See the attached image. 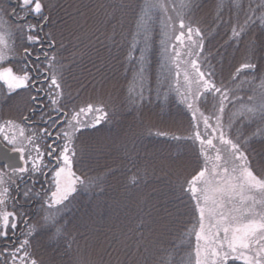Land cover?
I'll return each mask as SVG.
<instances>
[{
    "label": "snow or ice",
    "instance_id": "6c2138e0",
    "mask_svg": "<svg viewBox=\"0 0 264 264\" xmlns=\"http://www.w3.org/2000/svg\"><path fill=\"white\" fill-rule=\"evenodd\" d=\"M17 4L19 14L16 8L12 9V14L17 15L19 22L14 32L19 48H8L0 36V82L7 90L6 95H21L19 90H25L16 106L19 123L6 120L0 125V139L3 141L0 150L4 152V158L0 160V264H57L37 254L38 242L43 247L48 242L66 241L70 235L62 217H53L50 210L56 208L57 213H62L67 209L75 199L78 185L89 189L103 183L100 176L76 175L74 162L90 154L126 150V146L122 144L121 149H117L115 143L110 145L86 131L97 129L106 120H115L117 110L114 105L101 100L99 106L91 103L86 107L77 106L72 103L71 92H66L65 68L55 54V36L45 31V26L51 23L53 9L64 5L45 4L43 0H17ZM193 6L199 7L194 3L186 5ZM68 7L76 8V13L70 15L84 34L82 43L86 40L85 49L81 50L84 55L90 54L88 45L93 39L107 47L110 38L107 28L99 25H112L114 33L126 42L131 41L129 62L136 65L137 77L131 81L126 79L127 95L122 107L138 116L140 128L146 127V111L152 102L149 78L157 52L153 32L156 24H160L161 56L155 63L163 67L170 62L175 68L177 81L183 75L184 83L189 86L181 95L191 115V135L172 138L191 141L197 160L202 158L204 162L183 187L198 213V228L194 231V264H229V261L264 264V126H257L251 135L246 136L233 132L235 121L225 120L226 108L238 97L234 92L229 95L231 89L223 65L217 64L214 57L202 55L206 33L199 26L193 27L198 21L191 15L180 17L177 32L165 0H143V3L138 0L135 5L131 0H122L120 5L99 4L97 8L103 17L99 20L94 18L96 13L88 16L77 5L69 4ZM109 8H117L118 13H112L109 18ZM128 11L132 12L130 19L126 15ZM29 17L35 18L36 22H30ZM236 23L237 26L231 28V42L239 40L243 43L246 37L247 43L244 44L243 62L229 74L230 80L235 81L242 73L251 76L248 84L254 93L259 90L261 97L258 106L246 107L238 119L255 123L258 116L264 125V0H258L255 8L249 4L243 21ZM253 25L261 29L259 39L252 35ZM125 27L127 36L123 35ZM111 39L115 44L116 37ZM137 51L138 56L132 57ZM96 52L98 62L93 61L96 74H89L93 79L99 78L103 85L108 78L110 61L100 55L99 48ZM17 56L16 71L12 66H2ZM257 79L259 85H255ZM254 99L255 96L249 97V100ZM89 115L91 120L87 119ZM37 116L39 121L35 130L26 136L23 125ZM7 128L18 129L19 135L6 134ZM167 134L162 130L156 133L158 136ZM257 142L262 148L257 154L258 160L253 155ZM50 174L52 179L48 189L44 190L40 184L41 191H36L40 178L47 181ZM17 197L23 202L19 207ZM32 201L39 205V211L23 206ZM45 211L49 212L47 216ZM93 238L105 245L106 251L111 249L108 251L110 257L115 254L114 262L108 264H141L139 245L144 239L143 225L120 235L105 236L103 240L95 233L82 235L86 245ZM72 264L90 262L77 257ZM159 264L164 262L161 260Z\"/></svg>",
    "mask_w": 264,
    "mask_h": 264
},
{
    "label": "trees",
    "instance_id": "16d2710c",
    "mask_svg": "<svg viewBox=\"0 0 264 264\" xmlns=\"http://www.w3.org/2000/svg\"><path fill=\"white\" fill-rule=\"evenodd\" d=\"M43 2L64 5L53 9L51 23L45 26V31H50L55 36V54L57 59L64 63L66 92H71L72 103L85 107L89 103L99 106L100 101L103 100L114 105L117 110L115 120H106L97 129L90 128L86 131L92 137L101 138L110 145L115 143L117 149H121L123 144L126 150H108L104 154H90L74 162L73 171L76 175L86 173L90 177L100 176L103 183L100 187L89 189H82L78 185L75 199L67 209L62 213H57L56 208L50 210L53 217H62L70 235L67 236L66 241L48 242L43 247L38 242L37 254L57 264H72L77 257H82L90 264H108L115 259L114 253L111 257L108 255L111 249L106 251V246L97 243L94 238L86 245L82 235L87 233L92 236L95 233L103 240L105 236L120 235L143 225L144 239L139 245L142 253L139 256L141 264H159L161 260L164 264H194V231L198 228V213L195 211V204L190 199V194L183 191V187L186 186V181L203 167L204 162L202 158L197 160V153L193 150L191 141L172 138L191 135V115L186 107L185 98L181 95L189 86L184 83L183 75L177 81L175 68L170 62L165 63L163 67L155 63L161 56L160 24H156L153 32L157 52L153 58L149 78L152 102L146 111L148 117L145 120L146 127L140 128L138 116L131 113L128 108L122 107L127 95L126 79L131 81L137 77L136 65L129 62L131 41L126 42L122 36L114 33L112 25H99L107 28L110 37L107 47L93 39L92 44L88 45L91 48L90 54L84 55L81 51L85 49L86 40L82 43L85 39L84 34L79 31L70 15L76 13V8L68 7L69 4L77 5L88 16L96 13L94 18L99 20L103 18L97 8L99 4L120 5L122 0H43ZM137 2L138 0H131L133 5ZM139 2L143 3V0ZM257 2L258 0H165L169 8L168 15L175 20L177 32L180 17L191 15L193 20L198 21L193 27L199 26L206 33L205 51L202 55L214 57L217 64L223 65L224 76L228 78L227 82L231 89L229 95L234 92L238 97L234 104L228 105L224 118L226 121H235L233 132L244 133L246 136L251 135L257 126L264 125H261L258 116L255 123L246 120L241 122L238 119L239 113L246 107L258 106L261 97L259 90L254 93L248 84V81L252 80L251 76L242 73L235 81L230 80L229 74L243 62L244 44L247 43L246 37L243 43L239 40L232 43L230 37L231 28L237 26V21H243L244 11L247 10L248 5L251 4L255 8ZM190 3L199 7H186ZM12 9L7 0H0V10H3L0 11L2 17L0 36L4 38L8 48H19V40L14 34L15 26L19 22L9 18ZM108 12L111 18L112 13H118V9L109 8ZM17 15L14 19H17ZM126 15L130 19L132 12L128 11ZM77 19L82 18L77 16ZM29 21L36 22L33 17H29ZM257 25H253L252 35L259 39L261 29ZM123 35L127 36V27ZM112 36L116 37L115 44L111 39ZM96 48H99L101 56L110 61L106 73L108 78L103 85L100 84L99 78L93 79V75L96 74L93 67V61H97ZM136 56L138 51L132 53V57ZM164 59L167 61L168 58L165 56ZM18 63L19 56L2 66H12L16 71ZM259 84V79L255 80V85ZM177 88L179 92L176 91ZM5 91L7 90L3 88L0 90V119L6 121L13 118L19 122L16 107V103L19 104L17 101L19 95L17 98V94L14 93L12 97H8ZM24 92L25 90H22L21 95ZM250 96H255V99L249 100ZM188 100H191L190 96ZM12 104L14 106L10 115L12 117H9L6 112ZM87 119L91 120L92 116L89 115ZM38 121V116L30 120L35 124ZM35 124L23 125L26 136L35 130ZM161 130L168 134L156 135ZM0 141L3 143L1 139ZM41 145L43 146V142ZM261 151V145L257 142L253 153L255 159L260 158L257 154ZM109 169L112 171L110 172ZM51 179V175L47 181L43 177L40 178L44 190L48 189ZM40 184L36 186V191H41ZM41 194L43 195V192ZM17 200L19 207L23 202L19 197ZM23 206L39 211V205L35 201ZM8 207L11 208V201ZM48 214L49 212L45 211L44 215ZM229 264L234 262L229 261Z\"/></svg>",
    "mask_w": 264,
    "mask_h": 264
},
{
    "label": "rangeland",
    "instance_id": "374dc122",
    "mask_svg": "<svg viewBox=\"0 0 264 264\" xmlns=\"http://www.w3.org/2000/svg\"><path fill=\"white\" fill-rule=\"evenodd\" d=\"M16 2H17V0H16ZM11 12H12V10H11ZM14 16L15 15H13V18H14ZM15 20H17L16 18H15ZM2 24V23H1ZM0 24V25H1ZM1 28V27H0ZM4 39V38H3ZM0 85H1V87L4 89V90H6V88L4 87V86H2V82H0ZM23 90V89H22ZM22 90H19V92H21ZM6 92V91H5ZM17 105V104H16ZM13 108H14V106L13 105H10L9 106V108L7 109V112H6V115L7 116H9L10 117V115H12V113H11V110H13ZM11 109V110H10ZM4 115V114H3ZM0 118H1V114H0ZM19 121V120H18ZM17 123H19V122H17ZM4 124V122H1L0 123V125H3ZM5 133L6 134H10V135H16V136H18V129H15V128H7V129H5ZM2 140V139H1ZM210 167H211V164H210ZM51 175V174H50ZM49 175V176H50Z\"/></svg>",
    "mask_w": 264,
    "mask_h": 264
},
{
    "label": "water",
    "instance_id": "95a60500",
    "mask_svg": "<svg viewBox=\"0 0 264 264\" xmlns=\"http://www.w3.org/2000/svg\"><path fill=\"white\" fill-rule=\"evenodd\" d=\"M7 3H8L9 6H12L13 8L17 9L16 0H7ZM9 18L12 19L13 21H15V19H13L12 12L9 14ZM0 144H2L1 141H0ZM3 158H4V152L2 150H0V160H3Z\"/></svg>",
    "mask_w": 264,
    "mask_h": 264
},
{
    "label": "flooded vegetation",
    "instance_id": "af4514ba",
    "mask_svg": "<svg viewBox=\"0 0 264 264\" xmlns=\"http://www.w3.org/2000/svg\"><path fill=\"white\" fill-rule=\"evenodd\" d=\"M2 89V87H1V85H0V90ZM17 96V98H18V95H16ZM19 100H17V101H19V103H20V100H21V97H20V95H19V98H18ZM17 105H18V102L16 103ZM13 105V104H12ZM11 110V109H10ZM10 117H12V116H10ZM9 120H13V118H10ZM1 122H5V121H3V120H1L0 119V123ZM33 124H35L34 122H30V121H28L27 123H26V125L27 126H30V125H33ZM18 135H19V133H18ZM39 184H40V182H39ZM38 184V185H39ZM5 246H7V245H5Z\"/></svg>",
    "mask_w": 264,
    "mask_h": 264
}]
</instances>
